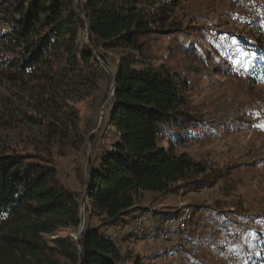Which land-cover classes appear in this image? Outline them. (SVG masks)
Segmentation results:
<instances>
[{"label": "trees", "instance_id": "trees-1", "mask_svg": "<svg viewBox=\"0 0 264 264\" xmlns=\"http://www.w3.org/2000/svg\"><path fill=\"white\" fill-rule=\"evenodd\" d=\"M12 3L17 16L7 20L11 30L0 38L19 53L8 66L22 74L41 72L62 89L79 90L100 75L109 77L96 52L113 72L115 86L103 130L92 138L89 179L86 148L77 168L82 195L64 183L50 154L0 153V264H126L127 256L107 230L125 227L147 211L145 193L156 200L200 192L220 178L205 174V166L176 150L186 139L178 128L200 126L187 110L188 80L165 63L146 62L143 38L159 32L155 24L166 20L180 0ZM86 28L90 44L83 38ZM252 48L264 59V47ZM255 72L264 79V60ZM97 125L87 129L84 143ZM88 184L87 226L79 249L76 236ZM133 264L145 263L137 258Z\"/></svg>", "mask_w": 264, "mask_h": 264}, {"label": "rangeland", "instance_id": "rangeland-1", "mask_svg": "<svg viewBox=\"0 0 264 264\" xmlns=\"http://www.w3.org/2000/svg\"><path fill=\"white\" fill-rule=\"evenodd\" d=\"M12 2L0 0V36L11 30L7 20L17 16ZM233 9L232 0H180L166 20L155 24L159 32L143 38L146 62L165 63L189 82L187 110L200 126L178 128L186 139L177 152H187L205 166V174L220 178L200 192L156 200L145 193L142 199L148 209L144 213L153 219L175 214L184 204L192 206L194 236L211 232L193 246L197 254L181 242L174 247L156 225L140 235L129 233L127 226L110 228L107 232L127 256L126 264L137 258L145 264H264V129L256 126L264 123V79L255 72L264 59L252 48L264 47V28L243 18L239 25L232 23ZM18 53L6 37L0 38V153L50 154L64 183L82 195L77 174L87 150V138L85 143L82 138L99 124L112 78L106 71L109 77L100 75L79 90L62 89L41 72L22 74L8 66ZM104 122L105 114L100 131ZM214 212L221 215L209 219ZM230 218L232 226L216 229ZM251 222L252 228L243 229ZM240 232V243L231 244ZM242 245L248 252L241 256Z\"/></svg>", "mask_w": 264, "mask_h": 264}, {"label": "built area", "instance_id": "built-area-1", "mask_svg": "<svg viewBox=\"0 0 264 264\" xmlns=\"http://www.w3.org/2000/svg\"><path fill=\"white\" fill-rule=\"evenodd\" d=\"M234 6V13L232 16V23L239 25L241 18L244 20L257 23L264 28V0H232ZM175 213V212H174ZM221 214L213 216L211 219H218ZM231 220H224L218 223L216 229L228 227V222ZM194 210L192 206L184 204L178 208L175 214L153 219L150 214L138 213L128 223L127 228L129 233L140 235L148 227L156 225L162 229V235L165 239L169 240L174 247H179V243L185 248H192L195 246L193 243L199 239L200 234L194 236ZM253 222L244 226L243 229L252 228ZM243 231V230H242ZM235 236L231 244H239V237ZM229 247V245H226ZM225 247V248H226ZM248 249L242 245L239 254L242 256ZM193 254H197V249L193 247ZM208 251V248H206ZM248 252V251H247Z\"/></svg>", "mask_w": 264, "mask_h": 264}, {"label": "water", "instance_id": "water-1", "mask_svg": "<svg viewBox=\"0 0 264 264\" xmlns=\"http://www.w3.org/2000/svg\"><path fill=\"white\" fill-rule=\"evenodd\" d=\"M82 16L84 17V14L82 13ZM84 40L86 41V43H89V33H88V28L85 29L84 31ZM96 59L101 63V65L105 68V70L110 74L111 78H112V90L111 93L108 96V99L106 101V103L104 104L103 108H102V112H101V116H100V121L98 126L96 127L95 130H93L92 132H90V134L87 137V151H88V155H87V163H86V175L87 178L89 179V168H90V164H91V157H92V148H91V144H92V138L100 132L101 127L103 125V120H104V114H105V109L107 108L109 101L111 99V97L114 94V86H115V76L113 74V72L111 71V69L103 62V60L101 59L100 56H98L96 54V52H94ZM89 184L87 185V189L85 194L83 195L82 201H81V210H80V217H81V223L79 226V230L76 236V244L80 249V238H81V234L85 231L86 226H87V208L89 206ZM80 261H82V257L80 259Z\"/></svg>", "mask_w": 264, "mask_h": 264}, {"label": "crops", "instance_id": "crops-1", "mask_svg": "<svg viewBox=\"0 0 264 264\" xmlns=\"http://www.w3.org/2000/svg\"><path fill=\"white\" fill-rule=\"evenodd\" d=\"M217 212V211H216ZM215 215H217V214H215V212L214 213H211L210 215H208V217H209V219H211L213 216H215ZM234 219V218H233ZM231 220H232V218H231ZM231 220H230V222H228V226H232L231 225ZM214 224H216V222L214 221ZM207 228V227H206ZM205 229V228H204ZM203 229V230H204ZM211 232L210 231H206V233H205V235H207V234H210ZM205 235H201V237L198 239V240H196L193 244L195 245H197V244H199L200 243V240H201V238L202 237H204ZM203 239V238H202ZM170 242V241H169ZM171 243V242H170ZM223 246V245H222Z\"/></svg>", "mask_w": 264, "mask_h": 264}, {"label": "snow or ice", "instance_id": "snow-or-ice-1", "mask_svg": "<svg viewBox=\"0 0 264 264\" xmlns=\"http://www.w3.org/2000/svg\"><path fill=\"white\" fill-rule=\"evenodd\" d=\"M241 55H242V56H247L248 54L242 52ZM244 66H245V67H248V61H247V60H244ZM256 126H257V127H260L261 129H264V123L258 124V125H256Z\"/></svg>", "mask_w": 264, "mask_h": 264}]
</instances>
